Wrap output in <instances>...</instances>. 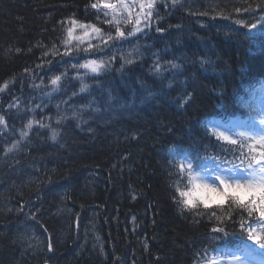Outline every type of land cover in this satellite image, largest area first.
Segmentation results:
<instances>
[{"label":"trees","instance_id":"16d2710c","mask_svg":"<svg viewBox=\"0 0 264 264\" xmlns=\"http://www.w3.org/2000/svg\"><path fill=\"white\" fill-rule=\"evenodd\" d=\"M95 2L0 0V264H193L252 242L241 221L252 227L258 214L209 202L184 157L246 166L251 141L219 140L211 119L258 116L264 0H156L132 36L139 4L125 0L135 10L128 24L117 16L126 38L112 41V13ZM73 19L101 35L65 45ZM88 60L104 66L81 67Z\"/></svg>","mask_w":264,"mask_h":264},{"label":"snow or ice","instance_id":"6c2138e0","mask_svg":"<svg viewBox=\"0 0 264 264\" xmlns=\"http://www.w3.org/2000/svg\"><path fill=\"white\" fill-rule=\"evenodd\" d=\"M133 3L139 4V11L136 12L135 19V27H133L132 32H128L127 36H132L134 33L141 31V23L142 21H146L148 23L151 22V19L155 12L156 0H133ZM177 3V0H173V6ZM102 5L104 9H108L112 13V20L106 21L110 26L115 24V37L109 35L108 41H112L114 39H125V31L121 30L120 20L117 19V16H123L125 12L128 14V20H125L124 23L128 24L131 22L134 8H130L129 5L125 2V0H96L95 3L91 4L92 8H99ZM235 11L239 12L240 9L237 8ZM105 15H108L106 12ZM239 23H244L243 21H238ZM72 27L67 29V39L64 40V44L68 45L71 40H79L89 37L90 33H94L97 36L101 35V29L96 27L95 25H85L79 23L76 20H71ZM147 26V24L145 25ZM79 27L84 29V32L81 36H74V30ZM245 27H252L250 24H245ZM157 31H163L161 28H157ZM92 47L91 45L89 46ZM87 51V49H86ZM71 52V48H68L64 55H68ZM55 55V53H53ZM102 62H97L95 60L86 61L81 67L90 70L92 72H98L103 68ZM159 66H157L158 68ZM173 67H178V65H173ZM61 80V76H54L51 79V84L53 86H57ZM7 87V82L0 85V91H3ZM88 87L87 84L81 83V91L86 90ZM261 93L264 94V83L261 85ZM246 106H250L246 103ZM33 123H37L36 121L29 120L25 125L26 129H30ZM259 124L261 126V130L259 133L256 132L253 127L249 131H237L234 133L237 137H239L240 141H251L248 143L247 148L250 154L247 159V163L245 166V162L241 161L239 165L230 163L226 160H221L219 164L216 165L217 169H222L224 166H227L228 171H234L236 168H244L245 173L240 175L239 178L236 177H225L222 172H216V179L220 182V187H213L208 184H195L196 189H203L208 193H217L227 199H230L235 205L239 208L246 210L249 217H252L254 214H258L259 221L261 222V227L259 230L252 228L250 225L252 221L249 222V226L245 227L243 221H241V235L247 236L249 241H252L255 245L259 246V249L264 250V111L260 113ZM0 125H5V120L3 116H0ZM27 131L21 132V139L27 136ZM214 134L217 136L219 140L228 142L232 145H236L238 140L232 139L231 129L227 130V134L225 131H221L219 129L214 128ZM56 138V132L53 130L52 139ZM18 142L14 141L13 144L7 151H11L14 148H17ZM243 147V144H241ZM243 155V153H241ZM216 159H219L218 157ZM189 170H191L192 165L189 163ZM229 179L232 182H228ZM179 191V189H178ZM240 193L250 195V199L247 201L244 199L242 195H238ZM180 195L182 197L189 196V192L181 191ZM204 203L205 207H208L207 203L203 200L200 201ZM185 206H195L191 203L190 200L185 199L183 201ZM216 232H224V235H229L224 229H215ZM51 248V244L49 245ZM241 253V255H236L235 253H227L219 257H213L206 261V264H225V259L227 264H250V261L253 260L256 255V249L251 247L248 244H242V246L237 250Z\"/></svg>","mask_w":264,"mask_h":264},{"label":"bare ground","instance_id":"6f19581e","mask_svg":"<svg viewBox=\"0 0 264 264\" xmlns=\"http://www.w3.org/2000/svg\"><path fill=\"white\" fill-rule=\"evenodd\" d=\"M193 43H189V45H192ZM193 46V45H192ZM122 93V92H121ZM125 96H126V93L123 95V97L121 98V99H124L125 98ZM116 112V111H115ZM128 119L126 118V116H124V118H122L121 119V121H120V124L119 125H121V126H125V125H127L128 124V121H127ZM77 122H79V120L77 119ZM127 123V124H126ZM20 213H22V212H20ZM45 214V213H44ZM51 219V218H50ZM20 220H22V223H20L19 224V226H18V228H19V230L20 231H23V232H25V230L27 229V227H28V225H29V217L27 216V214L26 213H23L22 215H21V218H20ZM30 220H33V218H30ZM52 220V219H51ZM54 220V219H53ZM55 224H57V225H60V222L58 221V220H56V223ZM32 225L33 226H35V225H37V222H35V221H33L32 222ZM77 237L81 240L82 238H84V237H86V239H84V243L86 244V242H88V240H87V235L85 234V231L84 230H82L79 234H77ZM43 242V240H42V237H40L39 238V243H42ZM199 256H195L194 257V259H193V264H198V260H199V258H198Z\"/></svg>","mask_w":264,"mask_h":264},{"label":"rangeland","instance_id":"374dc122","mask_svg":"<svg viewBox=\"0 0 264 264\" xmlns=\"http://www.w3.org/2000/svg\"><path fill=\"white\" fill-rule=\"evenodd\" d=\"M219 127L221 128L222 131H225L226 134H227V130H228L227 127L221 125V123L219 124ZM242 129H243V126L240 125V131H242ZM232 136H233V135H232ZM240 175H242V174H235L234 172H232V173H226V176H227V177H236V178H239ZM228 182L231 183L232 180L229 179ZM200 184H201V185L208 184V185H211V186H213V187H217V188L220 187L219 185H217V184L214 183L213 181H211V180H207V179H205V178H203V180L200 181ZM201 190H202V192L204 193V196H205L206 198H208V200H212L213 198L224 200V197L221 196V195H219V194H217V193H208V192L204 191L202 188H201ZM210 202H211V201H210ZM254 258L256 259V258H258V257H254ZM250 263H251V264H254V262H250ZM255 263H257V264H264V259L260 258V259L257 260ZM225 264H227V261H226V260H225Z\"/></svg>","mask_w":264,"mask_h":264}]
</instances>
